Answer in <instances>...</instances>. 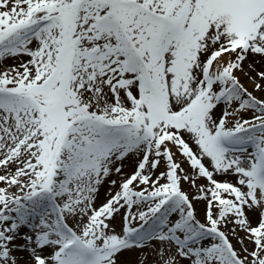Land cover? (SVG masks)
I'll list each match as a JSON object with an SVG mask.
<instances>
[{
	"label": "snow or ice",
	"instance_id": "snow-or-ice-1",
	"mask_svg": "<svg viewBox=\"0 0 264 264\" xmlns=\"http://www.w3.org/2000/svg\"><path fill=\"white\" fill-rule=\"evenodd\" d=\"M0 264H264V0H0Z\"/></svg>",
	"mask_w": 264,
	"mask_h": 264
},
{
	"label": "rangeland",
	"instance_id": "rangeland-1",
	"mask_svg": "<svg viewBox=\"0 0 264 264\" xmlns=\"http://www.w3.org/2000/svg\"><path fill=\"white\" fill-rule=\"evenodd\" d=\"M245 83L247 84L248 82L245 80Z\"/></svg>",
	"mask_w": 264,
	"mask_h": 264
}]
</instances>
